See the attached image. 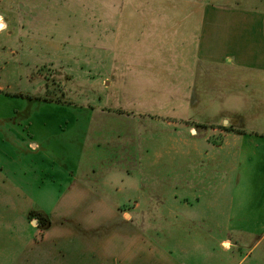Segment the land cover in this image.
<instances>
[{
    "label": "crops",
    "instance_id": "0c3cea01",
    "mask_svg": "<svg viewBox=\"0 0 264 264\" xmlns=\"http://www.w3.org/2000/svg\"><path fill=\"white\" fill-rule=\"evenodd\" d=\"M195 42L187 63L190 71L206 66L213 83L219 74L215 67L222 68L221 98L209 100L221 106L223 148L227 155L232 152L228 158L233 167L225 168L219 185L222 197L212 191L214 178L206 176V183H200L202 162L215 155L208 130L195 125L188 129L186 123L196 117L170 110L172 114H166L171 104L181 106L180 98L169 103L163 98L153 110L144 101L140 91H149L148 76L163 72L162 67L149 68V57L143 61L147 51L128 54L126 67L111 64L109 82H101L103 91L94 102L35 97L15 102L0 94V250L13 242L9 247L18 254L16 264H83L94 242L80 227L100 208L119 225V203H209L210 198L221 204L207 211L220 213L222 219L218 224L224 239L218 246L226 247L221 264H264V12L239 8L238 17L217 18L215 10L207 8L196 22ZM157 78L159 82L162 77ZM123 81L139 91L131 109H122L118 92ZM104 93H111L109 105ZM151 111L155 117L147 115ZM30 212L50 219L41 240L34 220L28 219ZM125 229L133 255L116 264H139L135 229ZM191 245L176 253H197L198 245ZM215 247L210 249L215 252ZM158 251L161 264H175L167 261L165 251Z\"/></svg>",
    "mask_w": 264,
    "mask_h": 264
},
{
    "label": "rangeland",
    "instance_id": "374dc122",
    "mask_svg": "<svg viewBox=\"0 0 264 264\" xmlns=\"http://www.w3.org/2000/svg\"><path fill=\"white\" fill-rule=\"evenodd\" d=\"M207 8L214 9L217 18L227 14L233 18L238 17L239 8L264 12V0H0V87H3L0 94L15 102H27L26 98L32 97L44 101L94 102L103 91L101 82L107 78L109 82L111 64L126 67L128 54L132 57L134 52L147 51L142 58L149 57V68L162 67L163 72L148 76L149 91H140L144 101H149L153 110L154 104L163 98L167 103L180 98L181 106L171 104L166 114H172L170 110L183 117H196L186 123L188 129L195 125L208 130V141L215 146V155L208 163L202 162L200 183H206V176L214 178L212 191L222 197L219 185L225 168L233 167L228 158L232 152L227 155L228 149L223 148L221 106H212L209 101L221 98L222 68L215 67L219 74L214 78L218 79L213 78L210 83L206 66H199L197 73L195 67L190 71L191 66H187L195 50L196 22L206 16ZM97 68L106 71L99 74ZM157 76L162 77L159 82ZM208 84L218 90L214 93ZM119 85L122 109L133 108L130 103L139 91L124 81ZM174 86H180L179 91ZM41 91L44 95H35ZM107 94L109 97L103 95L109 105L111 93ZM11 96L16 97L9 100ZM147 113L155 117L154 112ZM218 205L221 204L211 198L209 203H119L116 209L119 225L114 216L100 208L97 216L80 227V233L94 242L93 252L86 254L82 263H121L127 254H132L125 229L131 225L136 232L134 248L139 264H161L162 252L158 255V250L165 251L168 262L176 260L175 264H221L226 247V243L218 246L224 239L222 219L216 211L207 213L208 207L212 211ZM178 210L183 214L175 217ZM32 213L39 212L28 214L29 221L34 220L37 226ZM37 230V240H41L43 229L37 226ZM192 230L197 234L193 236ZM146 244L150 248L143 247ZM191 244L198 245L197 253H176ZM5 245L7 249L0 250L1 264H16L18 254L9 247L14 243L9 241ZM211 246L217 250L214 252Z\"/></svg>",
    "mask_w": 264,
    "mask_h": 264
},
{
    "label": "trees",
    "instance_id": "16d2710c",
    "mask_svg": "<svg viewBox=\"0 0 264 264\" xmlns=\"http://www.w3.org/2000/svg\"><path fill=\"white\" fill-rule=\"evenodd\" d=\"M45 100V99H44ZM30 216L37 220V226L45 229L50 225V219L47 215L41 213H32Z\"/></svg>",
    "mask_w": 264,
    "mask_h": 264
},
{
    "label": "snow or ice",
    "instance_id": "6c2138e0",
    "mask_svg": "<svg viewBox=\"0 0 264 264\" xmlns=\"http://www.w3.org/2000/svg\"><path fill=\"white\" fill-rule=\"evenodd\" d=\"M0 26H2V25H0Z\"/></svg>",
    "mask_w": 264,
    "mask_h": 264
}]
</instances>
